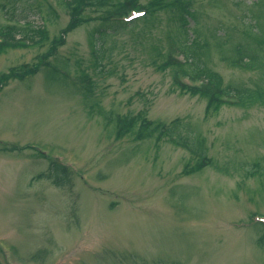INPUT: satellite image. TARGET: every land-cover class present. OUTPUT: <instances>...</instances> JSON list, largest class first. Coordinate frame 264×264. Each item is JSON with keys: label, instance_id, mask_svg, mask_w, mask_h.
Returning a JSON list of instances; mask_svg holds the SVG:
<instances>
[{"label": "rangeland", "instance_id": "obj_1", "mask_svg": "<svg viewBox=\"0 0 264 264\" xmlns=\"http://www.w3.org/2000/svg\"><path fill=\"white\" fill-rule=\"evenodd\" d=\"M194 1L190 38L203 46L205 67L224 86L263 88L259 70L232 65L239 46L264 54V13L254 0ZM67 2L0 0V29L43 31L33 45L0 52V74L41 65L0 88V264H264V175H183L186 151L118 139L103 117L180 119L214 161L250 163L264 158V104L205 115L203 99L173 91L171 72L151 65L153 46L169 50L166 12L94 41L102 9L86 7L91 20L69 30ZM49 158L66 165L63 184H54Z\"/></svg>", "mask_w": 264, "mask_h": 264}, {"label": "trees", "instance_id": "obj_2", "mask_svg": "<svg viewBox=\"0 0 264 264\" xmlns=\"http://www.w3.org/2000/svg\"><path fill=\"white\" fill-rule=\"evenodd\" d=\"M65 3V0H63ZM194 0H148L145 5L141 0H68L66 7L70 12L69 30H73L83 23L91 20L83 16L86 7H97L102 9L98 18L99 25L95 29L94 41H97L108 32H116L128 28H136L138 21L146 26H150L156 20L160 12L168 14L169 50L162 53L159 46H153L152 55L156 58L151 61V65L159 71H169L172 74L173 91L190 97H198L205 101V115L217 112L222 107H234L240 109H250L256 105L264 104V87L251 90L224 86L221 77L215 72L205 67L202 61L203 46L195 38H190L189 20L192 18V5ZM254 5L259 7L264 13V7L257 0ZM141 13L139 18L129 19L131 13ZM193 19V18H192ZM26 31L22 27L6 26L0 29V52L6 47L27 46L35 44V37L42 38L43 31L40 29L28 30L29 35L23 34ZM23 34V39L17 38ZM62 39V38H61ZM28 43V44H26ZM60 43V40H59ZM53 42L51 46H56ZM264 49V34L259 42ZM47 55H52L54 50ZM47 55L45 57H47ZM237 59L232 62L245 70H259L264 78V54L251 50L250 47L239 46L236 49ZM159 59L160 62L156 60ZM95 66L99 67L100 57L96 58ZM41 65H22L11 68L7 73L0 74V88L7 85L12 80H25L26 77L38 72ZM45 71L50 72V78H58L59 73L56 68L49 66L48 61L44 64ZM103 71V68H100ZM87 82L82 95L90 99L94 87L88 78L82 77ZM103 117L114 123L116 138L132 136L135 139L149 140L156 139L164 141L173 147L186 151L190 156V161L183 168V175L199 173L205 168H211L224 176H231L234 172L241 171L243 178L261 177L264 175V158L253 162H233L227 161L219 164L208 156V148L205 139L199 134H183V127L180 119H174L170 123L152 121L143 114L135 116H121L107 114ZM51 174L54 175V184H63L66 180L67 170L58 166L56 162H50ZM42 175V174H41ZM51 178L50 175L46 176Z\"/></svg>", "mask_w": 264, "mask_h": 264}]
</instances>
